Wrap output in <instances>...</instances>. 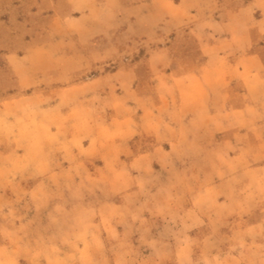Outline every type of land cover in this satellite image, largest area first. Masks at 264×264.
<instances>
[{
	"label": "rangeland",
	"instance_id": "1",
	"mask_svg": "<svg viewBox=\"0 0 264 264\" xmlns=\"http://www.w3.org/2000/svg\"><path fill=\"white\" fill-rule=\"evenodd\" d=\"M0 264H264V0H0Z\"/></svg>",
	"mask_w": 264,
	"mask_h": 264
}]
</instances>
